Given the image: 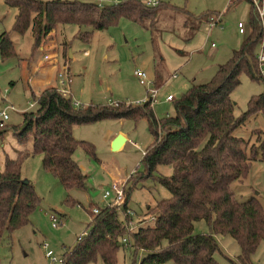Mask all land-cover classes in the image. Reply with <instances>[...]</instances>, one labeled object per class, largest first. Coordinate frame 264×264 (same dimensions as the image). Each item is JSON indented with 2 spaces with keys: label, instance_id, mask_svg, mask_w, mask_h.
<instances>
[{
  "label": "rangeland",
  "instance_id": "1",
  "mask_svg": "<svg viewBox=\"0 0 264 264\" xmlns=\"http://www.w3.org/2000/svg\"><path fill=\"white\" fill-rule=\"evenodd\" d=\"M84 1L111 4V0ZM159 1L185 12H158L154 22L148 26L147 21L145 28L119 19L106 29L92 30L87 42L76 35L78 31L91 29L58 25L50 36L41 40L40 48L33 49L29 29L23 34L11 30L16 9L0 0V34L6 33L14 50L12 56H0V110L7 114L5 125L8 127L0 136V169L3 168L5 157L12 159L19 151L31 149V141L19 144L11 128L22 125L23 112L35 109V98L30 96L31 92L35 96L43 88L58 86L56 75L63 71L62 65V75H68L70 81L60 87L67 90L74 109L103 107L109 102L139 105L146 97H150L149 91L156 87L151 107L154 116L161 118L173 115L172 101L178 99L191 85L208 82L217 67L230 58L233 50L238 49L247 33L248 5L244 0ZM204 14L210 16L208 20L205 19L208 15ZM191 16L199 18V23L190 35ZM210 18H217L218 21L211 24ZM237 22L242 23L243 34L238 33ZM187 36L189 38L186 40ZM261 44L264 47V28L254 48L255 53ZM44 55L49 59H43ZM135 70L144 73L148 85L138 83ZM154 75H158L155 82ZM46 76L47 80L40 83V79ZM238 80L239 83L230 93L235 117L246 110L251 96L264 90V79L251 80L241 72ZM166 95H170L172 101H167ZM120 132L128 140L118 149L112 150L109 140ZM72 135L76 140L89 144L92 150L88 153L78 146L72 154V159L86 176L84 189L65 190L55 177L42 168L40 155H29L23 159L20 177L33 186L39 203L25 225L11 232H1L0 264H49L43 256L42 244H46L54 256L60 257L87 229L89 212L93 214V208L111 205L112 199L103 198L102 193L114 180L121 182L129 177L126 188L130 187L132 181H138L129 190L126 203L133 213L128 220L132 219L134 226L151 224L152 206L158 200L169 197L168 191L156 180L157 175L170 174L168 166L158 165L148 179L139 181L137 178L144 172L142 152L151 142L143 118L103 119L74 125ZM232 135L242 138L247 146L259 144L264 139L263 114L258 112L250 116L233 130ZM230 188L238 201L255 196L264 207V161L251 160L247 173L232 182ZM50 212L59 221L56 228L50 226ZM192 231L205 233L208 230L200 220L193 224ZM216 238L219 248L214 254L216 261L229 264L227 259L235 258L239 252L238 246L229 236ZM144 254L143 251H136L133 258L128 249L120 247L115 255L116 264H137ZM163 264L173 263L166 261ZM251 264H264V242L258 244Z\"/></svg>",
  "mask_w": 264,
  "mask_h": 264
},
{
  "label": "trees",
  "instance_id": "2",
  "mask_svg": "<svg viewBox=\"0 0 264 264\" xmlns=\"http://www.w3.org/2000/svg\"><path fill=\"white\" fill-rule=\"evenodd\" d=\"M244 1L248 5L247 33L238 49L217 67L208 82L193 84L178 99L171 100L173 115L156 118L150 101L139 105L117 103L74 109L70 96L62 95L54 86L43 88L35 96L31 92L35 109L23 112L22 125L11 128L19 144L31 141V149L19 151L12 159L5 157L0 169V234L25 225L39 203L33 186L20 177L23 159L40 155L42 168L65 190L84 189L86 176L72 154L78 146L88 153L92 150L89 144L73 137L72 127L103 119L143 118L151 142L141 156L144 172L137 178L139 181L148 179L158 165L168 166L170 174L157 175L156 180L168 191L169 197L152 206L154 220L151 224L138 225L135 231H129L126 203L129 190L138 181H130V187L126 188L129 177L126 178L124 201L118 206L98 208L93 214L89 212L84 234L61 255L63 264L97 261L116 264L115 255L120 247L128 249L133 258L136 251H143L145 254L137 264L166 261L219 264L214 257L219 249L217 236H229L238 246L235 258L227 259L229 264H251L258 244L264 242V207L255 196L238 201L230 188L232 182L244 177L251 160L264 161V139L256 146H247L242 138L232 135L250 116L258 112L264 116V90L250 97L246 110L238 117L233 115L234 103L230 99L241 72L251 80L263 79L254 49L261 38L262 26L250 0ZM4 4L16 9L11 30L23 34L29 29L33 49L40 48L41 40L50 36L58 25L91 29L78 31L76 35L87 42L92 30L106 29L119 19L145 28L147 21L148 26L154 22L158 12H185L160 1L155 7L144 6L136 0L101 6L84 0H4ZM189 19L191 35L198 28L199 18L191 16ZM13 54L12 43L2 32L0 56L6 58ZM157 79L158 75H154L153 81ZM7 130L6 125L0 127V136ZM200 220L208 231L193 233V224ZM122 238L125 243L121 242Z\"/></svg>",
  "mask_w": 264,
  "mask_h": 264
},
{
  "label": "built area",
  "instance_id": "3",
  "mask_svg": "<svg viewBox=\"0 0 264 264\" xmlns=\"http://www.w3.org/2000/svg\"><path fill=\"white\" fill-rule=\"evenodd\" d=\"M120 1H123V0H111V4H115V3H118ZM136 1H139L144 6H148V7H155L159 4V0H136ZM250 2H251L252 6H253L256 14H257V17L260 21L262 28H264V20H263V18H264V0H250ZM97 5L101 6L102 4L97 3ZM217 21L218 20L216 18L215 20L212 19L209 23L212 24V22L215 23ZM236 26H237L238 33H240V34L244 33L243 25L241 22H237ZM259 47L260 48L258 49V51L256 53V60H257V66H258L259 74L264 79V47H263V44H261ZM43 59L48 60L49 57L47 55H44ZM61 69H63V71L57 72V75H56V77L58 78V80H57L58 86L56 87V89L62 95H68L67 90H65L64 88L61 89L60 85L61 84L65 85L70 80L68 78V75H62V72H64V66L63 65H62ZM134 75L137 78L138 83L140 85H143V86L148 85V82L145 80V75L143 72H141L139 70H135ZM174 76L175 75L173 74L172 77H174ZM155 89L150 90L149 91L150 97L149 96L146 97V99H144L139 104H141L145 101H150V104H151V101H152L151 98L154 96ZM172 99L173 98L170 95L166 96V100L170 101ZM33 103L31 105H33ZM109 104L116 105L117 103L116 102H109ZM6 120H7V114L5 113L4 110H0V127L5 125ZM124 182H125V180H123L121 182L114 180L113 182H111L109 187L103 191V193H102L103 198H111L112 199V203L110 206H112V205L118 206L124 201V199H125V195H124V191H123ZM97 210H98V208H93L92 213H96ZM125 214L129 218H131L133 213L130 209H127V210H125ZM48 219L50 221L51 228H56L57 225L59 224V221H58L56 215L51 213V212L48 214ZM153 220H154V217L152 216L150 218V222H153ZM137 226H134V222L132 221V219H130L126 222V228L129 231H135ZM83 234L84 233H81L76 239H79ZM125 241H126L125 238L121 239V242L125 243ZM41 248H42L43 256L46 258V260L48 261L49 264H63L61 256L60 257L54 256L53 252L50 249H48V246L46 244H42Z\"/></svg>",
  "mask_w": 264,
  "mask_h": 264
},
{
  "label": "water",
  "instance_id": "4",
  "mask_svg": "<svg viewBox=\"0 0 264 264\" xmlns=\"http://www.w3.org/2000/svg\"><path fill=\"white\" fill-rule=\"evenodd\" d=\"M70 57V55H68ZM125 142V138L121 134H116L110 142L112 150L118 149ZM23 182H26L25 180Z\"/></svg>",
  "mask_w": 264,
  "mask_h": 264
},
{
  "label": "crops",
  "instance_id": "5",
  "mask_svg": "<svg viewBox=\"0 0 264 264\" xmlns=\"http://www.w3.org/2000/svg\"><path fill=\"white\" fill-rule=\"evenodd\" d=\"M243 34V33H242ZM87 52L85 51L84 52V54H86ZM50 62V64H53V62L52 61H49ZM49 65V64H48ZM48 67V66H47ZM62 67V66H61ZM33 70H35V68H33ZM47 73L49 74L50 73V67L48 68V70H47ZM47 77L48 76H46V78L45 79H40V83H44L46 80H47ZM167 96V95H166ZM165 99H166V97H165ZM167 101H169V100H167ZM119 134H121L124 138H125V141H127L128 139H127V136L124 134V133H122V132H120ZM114 137V135L110 138V140H109V142H111V139ZM142 154H143V152H142ZM257 198V197H256ZM258 199V198H257ZM216 240H217V238H216Z\"/></svg>",
  "mask_w": 264,
  "mask_h": 264
}]
</instances>
